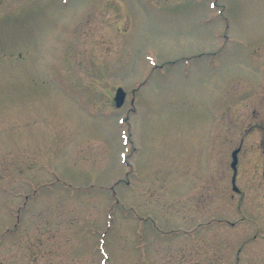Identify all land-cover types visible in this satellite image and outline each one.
<instances>
[{
    "label": "rangeland",
    "instance_id": "374dc122",
    "mask_svg": "<svg viewBox=\"0 0 264 264\" xmlns=\"http://www.w3.org/2000/svg\"><path fill=\"white\" fill-rule=\"evenodd\" d=\"M263 67L264 0H2L0 264H264L217 103Z\"/></svg>",
    "mask_w": 264,
    "mask_h": 264
},
{
    "label": "flooded vegetation",
    "instance_id": "af4514ba",
    "mask_svg": "<svg viewBox=\"0 0 264 264\" xmlns=\"http://www.w3.org/2000/svg\"><path fill=\"white\" fill-rule=\"evenodd\" d=\"M220 53L221 49L217 51V56L220 57ZM217 68L220 69L219 62ZM220 86L221 93L217 97L220 116L227 118L228 122L232 123L235 122L234 116L238 114L245 117H256V120H251L240 127L236 123L229 124L225 130V133H228L231 139L228 141L229 144L231 142L230 149L227 150V154H230L228 177L231 182V191L241 196L247 193V188L244 189L243 187H249V183L256 180L252 177L255 166L253 167L251 163L254 162L253 154L255 150L258 152L260 160V163H258L260 169L257 171V176L264 184V67L263 79L257 83L256 89L253 83H246L245 87L239 88L233 78L223 80ZM254 99L257 102L254 103ZM251 138L254 139L252 142H250ZM246 147L251 149V154L246 161L250 163H244L242 160V154ZM218 168L217 165V180H219L221 171L220 169L218 171ZM257 176L256 178H258Z\"/></svg>",
    "mask_w": 264,
    "mask_h": 264
},
{
    "label": "water",
    "instance_id": "95a60500",
    "mask_svg": "<svg viewBox=\"0 0 264 264\" xmlns=\"http://www.w3.org/2000/svg\"><path fill=\"white\" fill-rule=\"evenodd\" d=\"M125 93L121 88H118L114 97L116 105L121 106L124 101Z\"/></svg>",
    "mask_w": 264,
    "mask_h": 264
}]
</instances>
